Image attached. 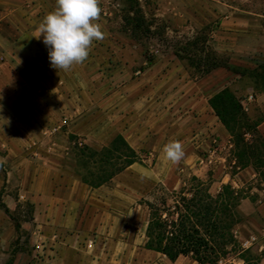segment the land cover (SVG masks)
I'll use <instances>...</instances> for the list:
<instances>
[{
	"label": "crops",
	"instance_id": "crops-1",
	"mask_svg": "<svg viewBox=\"0 0 264 264\" xmlns=\"http://www.w3.org/2000/svg\"><path fill=\"white\" fill-rule=\"evenodd\" d=\"M152 1L158 13L171 16L177 26H186L184 13L215 7L222 16L221 45L226 49L230 44L235 52L232 64L250 67V54L264 50L262 12L223 0L220 4L202 0L203 5L200 0L186 5L183 0ZM100 4L97 22L104 39L93 43L83 63L56 70L50 66L42 38H36L56 0H0V161L7 173L29 179L28 190L21 196L32 204L29 235L39 244L36 255L42 254L32 264H197L188 256L172 261L145 248L147 219L138 222L134 206L144 204L116 196L150 189L159 182L175 187L182 167L202 163V151L217 153L220 167L225 166L220 151L230 145V135L209 104L220 90L212 78L222 75L224 68L192 77L190 68L173 52L148 64L142 47L118 32L109 0ZM187 25L192 26V19ZM249 90L244 99L252 95L251 102L264 111V92ZM63 119L65 124L52 131ZM258 129L264 137V118ZM118 134L141 150L150 164L135 162L107 184L87 185L73 168L71 137L100 148ZM173 140L182 144L185 153L176 164L162 151ZM256 175L251 166H245L233 176L224 171L221 181L238 187ZM255 217L263 218L256 223L259 233L249 234L256 241L242 247L249 236L236 230L235 237L242 251L253 252L257 264H264V200L256 207ZM219 264H245V260L237 256Z\"/></svg>",
	"mask_w": 264,
	"mask_h": 264
},
{
	"label": "trees",
	"instance_id": "trees-1",
	"mask_svg": "<svg viewBox=\"0 0 264 264\" xmlns=\"http://www.w3.org/2000/svg\"><path fill=\"white\" fill-rule=\"evenodd\" d=\"M129 1L128 12L133 14L124 17L125 24L131 26L132 34L144 32V17L136 7L137 2ZM205 42V37L197 36L174 54L178 59L186 60L200 76L217 67H225L240 77L252 78L255 88L264 92V61L253 68L234 65ZM146 58L148 64L151 63L152 59ZM241 100L235 90L225 86L209 98V104L230 135L236 166L239 169L251 166L257 174L264 176V137L258 129L263 117L250 116ZM73 149L76 171L91 187L111 182L115 175L144 159L142 151L133 148L121 134L100 148L80 143ZM209 187L208 182L192 175L178 190L163 193L157 199H140L147 208L144 247L160 252L172 261L178 256H188L197 264H218L227 254L235 252L240 247L235 228L244 217L239 199L231 185H222L216 194H212ZM0 205L9 215L1 200ZM15 230L17 242L21 235V225L17 221ZM237 254L245 264L254 260L258 263L248 250H240ZM6 264H12V260Z\"/></svg>",
	"mask_w": 264,
	"mask_h": 264
},
{
	"label": "rangeland",
	"instance_id": "rangeland-1",
	"mask_svg": "<svg viewBox=\"0 0 264 264\" xmlns=\"http://www.w3.org/2000/svg\"><path fill=\"white\" fill-rule=\"evenodd\" d=\"M133 1L137 2L138 6L136 7H139L145 22L142 27L145 31L141 32V30L139 32H136L135 34L131 33V26L125 24L124 21L125 16L133 14L132 12H128L129 7L131 6L130 1L109 0V4L112 5V8L114 10L113 17L117 22L118 32L123 36L125 35L128 38H131L133 42L139 44L142 47L144 55L146 57H150L151 59H153L162 54L172 52L174 53L175 50L183 47L188 41L202 35L203 37H205V43L209 48L214 49L220 57L227 58L230 62L231 54L234 55L235 52L234 49L229 46L230 44H228V47H230L231 49L230 52L228 51V47L225 46L226 49H224V46L221 45L222 38L220 36L222 33L220 32L219 24L221 22L222 16L221 12L215 11V7H213L211 11H204L202 8L200 12L196 11L194 12V14L186 12L184 13V18H187L186 26H177L175 20L171 16H162L158 13L157 5L154 1ZM188 1L190 0H183V4L187 3ZM223 1L241 6L242 8H246L248 10H251L252 12H262L264 15V0ZM199 2H201L202 5L205 3L202 0H200ZM211 2H213V4H220L222 0H212ZM99 6L101 7V4H99ZM248 14L253 15L252 13ZM189 19H192V26L187 25ZM262 19L264 22V16L262 17ZM198 20H202L205 24L198 26V24L196 23V21ZM172 23H175V26H173ZM238 39L240 42H242V40L244 41L243 37H239ZM250 40L245 38V42H251ZM262 61H264V50L251 53L248 60V62L251 63V66L247 68H253L259 63H262ZM180 62L190 68L192 77L200 76V72L190 67L187 64L186 60H180ZM223 68L224 69L222 70V75L214 76V78H212L214 87L217 86L218 88L222 89L225 86H229L231 89L235 90L237 95L242 97L241 103L250 116H252L253 118L262 116L264 118V111H262V109L258 105L252 103L251 99L249 100L248 97L244 99V94L247 93L246 89L248 87L251 88V90H249L251 91V93H260L255 88L253 79L249 78L246 75L240 77L239 74L233 73L225 67ZM139 73L140 72L137 69L136 74ZM224 77L226 78V80H228V82H225L226 80L224 79ZM70 141L71 162L73 164L75 172L78 174V172L76 171L77 168L73 146L82 142H79L75 138H71ZM229 144V146L227 145L225 147H222V150L220 151L221 155L225 157V160L223 162L225 164L224 167H220V164L218 163L220 162V159H217L215 157L217 153L211 155L209 160V152L202 151L199 153V160L202 159L203 162L192 167H182L178 174L179 182L175 187L159 182L150 189L130 191L132 193L131 195L126 194L127 196H121V194L118 193L120 196H116V198L138 199L137 203H140V199H157L163 193L167 194L171 191L178 190L182 186L184 181L189 179L192 175H195L209 183L210 192L212 194H216L218 190H220L222 185H231L236 193L235 196L239 199V208L244 216L242 221L236 226L235 231L241 230V232L245 236H249V234L252 233L257 234L259 233V230L258 228H256V223L260 224L263 221V218L259 219L255 217V212L256 207L260 204V202L264 200V176L257 174L253 179H244L243 183L238 187L231 182H222L221 180L224 171L233 176V174H235L239 169L234 163V146L231 138H229ZM2 151L3 150L0 148V154H2ZM151 158H154V156H151ZM144 160L145 161H142L141 163L145 165L150 164L149 161H146V159ZM4 165L5 163L3 161H0V200L1 203H3V205L8 208L9 215L4 212V208L0 205V264H6L10 259L12 260V264H14V262L15 264H22V262H25L26 259V264H32L35 260H40L42 254H40V256L36 255L37 252L35 251V244L38 243L30 238L29 235V231L32 230V204L26 196H21V193L23 191L25 193L28 190L29 179L28 176H25L24 174L23 176L20 173H7ZM134 206L137 207L135 210L137 221L140 222L142 220H146V206L143 205V208H140V206L135 204ZM16 221L21 225V235L19 236V240L17 242V232L15 230ZM240 250L241 248L239 247L235 252H230L221 260H227L237 257V252ZM34 254L35 256H33ZM252 254L254 253L252 252ZM28 256H32L33 258L30 257L28 259ZM249 264H257V261H250Z\"/></svg>",
	"mask_w": 264,
	"mask_h": 264
},
{
	"label": "clouds",
	"instance_id": "clouds-1",
	"mask_svg": "<svg viewBox=\"0 0 264 264\" xmlns=\"http://www.w3.org/2000/svg\"><path fill=\"white\" fill-rule=\"evenodd\" d=\"M100 0H56V7L39 25L37 39L47 49L50 66L68 70L83 63L95 41L104 39L97 22L102 14ZM165 158L179 163L185 153L179 141H169L162 149Z\"/></svg>",
	"mask_w": 264,
	"mask_h": 264
},
{
	"label": "built area",
	"instance_id": "built-area-1",
	"mask_svg": "<svg viewBox=\"0 0 264 264\" xmlns=\"http://www.w3.org/2000/svg\"><path fill=\"white\" fill-rule=\"evenodd\" d=\"M248 99H249V100L252 99V95H249V96H248ZM65 122H66V119H63L61 124H59V125H55V126L52 128V131H57V129L60 128L62 125H64ZM210 157H211V155H208V159H209ZM200 160H202V159H200ZM209 160H210V159H209ZM201 162H203V160H202ZM256 239H257V238H256V236H254V235L249 236L247 239H245V240L243 241V243H242V247H247V246L251 245L252 243H254V242L256 241ZM35 247H36V249H39V244H35Z\"/></svg>",
	"mask_w": 264,
	"mask_h": 264
}]
</instances>
